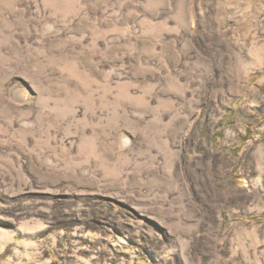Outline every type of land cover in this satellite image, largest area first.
<instances>
[{
  "label": "rangeland",
  "instance_id": "1",
  "mask_svg": "<svg viewBox=\"0 0 264 264\" xmlns=\"http://www.w3.org/2000/svg\"><path fill=\"white\" fill-rule=\"evenodd\" d=\"M0 264H264V0H0Z\"/></svg>",
  "mask_w": 264,
  "mask_h": 264
}]
</instances>
